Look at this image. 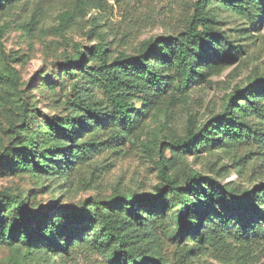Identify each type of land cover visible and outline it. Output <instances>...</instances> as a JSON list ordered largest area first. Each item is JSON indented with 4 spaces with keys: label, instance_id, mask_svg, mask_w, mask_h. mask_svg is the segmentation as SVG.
<instances>
[{
    "label": "trees",
    "instance_id": "1",
    "mask_svg": "<svg viewBox=\"0 0 264 264\" xmlns=\"http://www.w3.org/2000/svg\"><path fill=\"white\" fill-rule=\"evenodd\" d=\"M28 1L0 0V13ZM222 12L236 16L237 27L222 28ZM263 21L264 0H196L179 31L146 39L135 53L112 51L102 35L86 49L76 45L66 67L82 85L65 93L66 114L46 117L33 130L23 115L19 139L0 152V173L28 172L51 185L97 153L119 152L150 109L165 112L191 86L240 58L241 41L252 38ZM6 69L0 80L26 110L23 95L14 91L18 75ZM250 141L264 143V75L232 86L205 121L189 116L183 133H170L157 151L159 180L151 193L123 191L75 208L50 205L48 212L31 213L26 197L0 192V242L42 252V264H67L81 252L101 254L109 264H217L206 259L210 255L244 264L259 232L264 235V182L251 188L221 183L219 168L214 175L194 171L180 185L170 172L186 156L230 155Z\"/></svg>",
    "mask_w": 264,
    "mask_h": 264
},
{
    "label": "rangeland",
    "instance_id": "2",
    "mask_svg": "<svg viewBox=\"0 0 264 264\" xmlns=\"http://www.w3.org/2000/svg\"><path fill=\"white\" fill-rule=\"evenodd\" d=\"M195 1L29 0L25 5L21 2L1 12L0 74L7 67L16 71L18 81L14 91L23 95L26 110L0 80V152L5 147H14L19 139L23 115L29 117L33 130L46 117L66 114L65 93L73 84L76 89L82 85L80 78L72 77L66 67V62L74 57L76 45L86 49L102 35L112 51L135 53L142 41L179 31L192 13ZM61 13H66L63 22ZM220 17L222 28H235L240 23L227 12H222ZM252 33V38L241 41L244 43L241 57L232 60L219 74L191 86L165 112L161 106L150 109L141 130L129 137L119 152L97 153L78 172L72 171L67 180L51 185L28 172L0 173V192L26 197L31 213L48 212L50 205L75 208L85 200L115 198L117 192L151 193L159 180L157 151L167 143L170 133H183L189 116L200 123L205 121L219 110L223 95L232 86L243 84L250 76L264 75V21L259 31ZM89 65L93 63L88 61L86 66ZM249 119L257 123L254 117ZM219 168L223 174L218 179L221 183L251 188L259 181L264 182V143L250 141L230 155L213 151L197 157L186 156L170 175L183 185L185 177L194 171L214 175L212 171ZM171 249L169 246L166 251ZM41 254L28 251L18 243L8 246L0 242V264H42ZM215 257L210 255L206 259L217 264L228 263L227 257L224 262ZM67 264L109 263L101 254L81 252ZM244 264H264V235L260 232Z\"/></svg>",
    "mask_w": 264,
    "mask_h": 264
}]
</instances>
